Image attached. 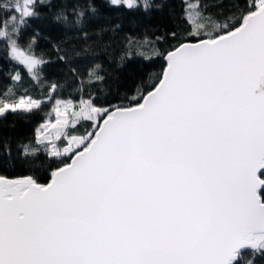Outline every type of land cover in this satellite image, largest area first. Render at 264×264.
I'll return each mask as SVG.
<instances>
[{"label": "snow or ice", "instance_id": "snow-or-ice-1", "mask_svg": "<svg viewBox=\"0 0 264 264\" xmlns=\"http://www.w3.org/2000/svg\"><path fill=\"white\" fill-rule=\"evenodd\" d=\"M36 4L5 5L0 38L39 79L35 37L29 54L17 43ZM74 15L56 20L79 24L85 13ZM184 20L187 34L171 32L177 43L155 52L166 65L134 103L82 100L69 115L73 102L56 100L55 119L35 130L47 158L59 160L49 182L0 175V264H239L245 249L253 264L264 255V0L215 18L186 4ZM99 69L90 77L102 82ZM43 103L6 87L0 120ZM39 151L24 148L35 159Z\"/></svg>", "mask_w": 264, "mask_h": 264}, {"label": "trees", "instance_id": "trees-1", "mask_svg": "<svg viewBox=\"0 0 264 264\" xmlns=\"http://www.w3.org/2000/svg\"><path fill=\"white\" fill-rule=\"evenodd\" d=\"M13 2L0 0V20L5 15L4 6ZM244 2L148 0L151 7L145 11L141 4L128 9L112 6L108 0H43V3L37 0L38 15L21 29L17 43L29 54V43L35 37L30 53L44 61L38 66L39 79L9 54L8 40L0 38V93L11 87L17 96L27 93L44 101L36 114L8 115L0 120V174L9 177L32 175L45 183L49 171L58 166L59 160L53 162L47 158L44 145L36 140L35 130L55 99H68L73 103L92 99L98 106L105 107L134 103L132 98L149 90L161 71L163 60L155 56V52H165L177 43L170 39L171 32L181 36L187 34L186 4H199L205 15L215 18L230 16L234 5L243 6ZM90 8H95L96 12H91ZM80 11L85 15L79 24L56 20L63 12L70 21H75L74 13ZM160 36L166 39L158 42L156 38ZM61 55L66 59L61 60ZM145 56L153 58L145 59ZM96 65H100L99 74L104 76L102 82L90 77ZM17 73L21 80L13 81ZM53 84L55 89L51 88ZM88 124L78 125V131L82 133ZM25 146L29 151L38 148L39 158L25 155ZM252 257V250H244L239 264H247ZM253 264H264V255H255Z\"/></svg>", "mask_w": 264, "mask_h": 264}, {"label": "rangeland", "instance_id": "rangeland-1", "mask_svg": "<svg viewBox=\"0 0 264 264\" xmlns=\"http://www.w3.org/2000/svg\"><path fill=\"white\" fill-rule=\"evenodd\" d=\"M138 3H140L141 5H143V0H137ZM9 54L11 55V48H10V44H9ZM12 56V55H11ZM13 57V56H12ZM24 66V65H23ZM25 67V66H24ZM26 68V67H25ZM58 99H55L53 102V105L51 107V109L46 113V117L45 119L39 124L38 127H40L42 124L45 123V121L47 120H54L55 119V113L52 111L53 106L55 105V102ZM62 101H67L68 99H59ZM81 103H73V108L69 110V115L71 114L72 111H78L79 108L81 107ZM54 134V133H53ZM58 143V142H57Z\"/></svg>", "mask_w": 264, "mask_h": 264}, {"label": "water", "instance_id": "water-1", "mask_svg": "<svg viewBox=\"0 0 264 264\" xmlns=\"http://www.w3.org/2000/svg\"><path fill=\"white\" fill-rule=\"evenodd\" d=\"M186 42H190V43H195V42H197L196 40H188V41H186ZM162 60H163V66H162V68H161V71H162V69L165 67V65H166V62H165V60L162 58ZM160 71V72H161ZM151 89V88H150ZM149 89V90H150ZM52 170V169H51ZM51 170L49 171V177H48V180L45 182V183H47V182H49V180H50V172H51ZM1 175V174H0ZM25 176H29V175H20V176H13V177H9V176H6V177H8V178H12V179H15V178H20V177H25ZM245 250H250V249H245ZM244 251V250H243Z\"/></svg>", "mask_w": 264, "mask_h": 264}]
</instances>
